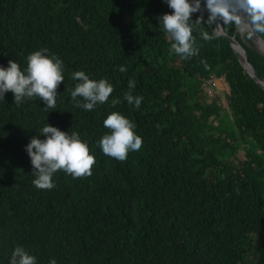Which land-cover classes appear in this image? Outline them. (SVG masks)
Segmentation results:
<instances>
[{
    "label": "trees",
    "instance_id": "obj_1",
    "mask_svg": "<svg viewBox=\"0 0 264 264\" xmlns=\"http://www.w3.org/2000/svg\"><path fill=\"white\" fill-rule=\"evenodd\" d=\"M200 3L202 13L191 15L203 17L193 28L200 50L182 59L159 22L173 11L167 0H0V66L12 59L24 70L40 48L65 65L56 109L38 97L16 105L11 91L0 98V264L17 245L36 264H264V90L214 34L216 24L207 25ZM222 29L264 82V57L248 36L235 34V25ZM78 70L108 79L107 102L75 106ZM209 77L228 88L227 110L205 96L201 80ZM129 79L143 97L139 108L124 99ZM113 111L143 140L125 161L99 145ZM46 123L87 142L96 160L91 176L61 169L53 188L33 184L25 146L45 139Z\"/></svg>",
    "mask_w": 264,
    "mask_h": 264
},
{
    "label": "clouds",
    "instance_id": "obj_2",
    "mask_svg": "<svg viewBox=\"0 0 264 264\" xmlns=\"http://www.w3.org/2000/svg\"><path fill=\"white\" fill-rule=\"evenodd\" d=\"M167 3L173 11L159 17V22L163 30L171 36V49L182 59L198 55L200 46L193 36V28L201 23L203 17L201 15L192 21L191 15L195 12L202 13L200 0H167ZM204 8L208 11L206 23L209 26L216 24L219 19L222 24H216L217 28L235 25L239 31L247 33L248 38L264 36V0H206ZM201 35L205 41L213 39V35L206 31ZM201 63L208 68L205 61L202 60ZM64 69L61 58L55 53H49L47 48L30 53L24 70L17 61L9 59L6 68L0 66V98H4L5 93L11 91L16 105L26 99L38 97L44 101L47 109H56L57 88L64 81ZM118 70L121 73L127 71L124 66H120ZM72 79L79 83L71 91V99L76 107L84 110H93L98 104H104L114 91L107 78L94 80L82 70L74 71ZM135 87L136 81L129 79L124 99L129 105L139 108L143 97L133 95ZM78 97L81 99H77ZM120 103L119 98L111 102L113 107ZM104 126L110 130L99 141L105 155L125 161L129 151L141 149L143 140L134 131L136 125L119 111L108 114ZM39 134L44 135L45 139L33 136L25 146L33 166V184L37 188H53L52 178L61 169L74 178L92 175L95 156L90 154L87 142L76 131L64 132L46 123ZM36 262V256L19 245L14 247L9 258V264ZM48 264H57L56 259L51 258Z\"/></svg>",
    "mask_w": 264,
    "mask_h": 264
},
{
    "label": "water",
    "instance_id": "obj_3",
    "mask_svg": "<svg viewBox=\"0 0 264 264\" xmlns=\"http://www.w3.org/2000/svg\"><path fill=\"white\" fill-rule=\"evenodd\" d=\"M216 24H221L219 19L216 21ZM213 32H214V34H215L216 36H221V37L225 38V39L229 42L231 48L233 49V51H234V53H235V55H236V57H237V59H238L240 65H241L242 68L244 69L245 73L248 74V76H249V77H250V78H251V79H252V80H253V81H254V82L260 87V88H262V89L264 90V82H261V81H259V80L256 78V76H255V74H254V71H253V68L251 67V65H250V63H249V60H248V56H247L246 51H245L244 48H243V47H242V46L236 41L235 37H234V36H232V37L227 36V35L224 33L222 27H221V28H217V27H215ZM235 34H239V36H240L241 38H243L245 35H247V33H243V34L240 33V32L238 31L237 27H236V29H235ZM249 39L251 40V42H252L253 46L255 47V49L257 50V52H259V53L264 57V51L261 50V49L258 47V45H257V42H258V41H260V42H262V43H264V41H263L258 35L253 36L252 38H249Z\"/></svg>",
    "mask_w": 264,
    "mask_h": 264
},
{
    "label": "built area",
    "instance_id": "obj_4",
    "mask_svg": "<svg viewBox=\"0 0 264 264\" xmlns=\"http://www.w3.org/2000/svg\"><path fill=\"white\" fill-rule=\"evenodd\" d=\"M201 87L205 92V96L209 98H215L216 102L219 104L220 107H222L223 110L228 109V88L224 84L222 78L209 77L208 79H202Z\"/></svg>",
    "mask_w": 264,
    "mask_h": 264
},
{
    "label": "bare ground",
    "instance_id": "obj_5",
    "mask_svg": "<svg viewBox=\"0 0 264 264\" xmlns=\"http://www.w3.org/2000/svg\"><path fill=\"white\" fill-rule=\"evenodd\" d=\"M239 31V30H238ZM240 33H244V32H241V31H239ZM257 45H258V47L261 49V50H263L264 51V43H262V42H260V41H258L257 42Z\"/></svg>",
    "mask_w": 264,
    "mask_h": 264
},
{
    "label": "rangeland",
    "instance_id": "obj_6",
    "mask_svg": "<svg viewBox=\"0 0 264 264\" xmlns=\"http://www.w3.org/2000/svg\"><path fill=\"white\" fill-rule=\"evenodd\" d=\"M217 94V93H216ZM218 95V94H217ZM241 154L243 155V152L241 151ZM241 154L238 155V158H241Z\"/></svg>",
    "mask_w": 264,
    "mask_h": 264
}]
</instances>
